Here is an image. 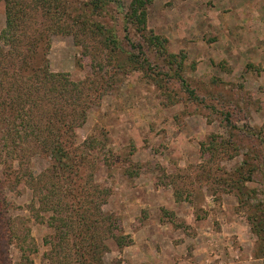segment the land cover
Here are the masks:
<instances>
[{
  "label": "rangeland",
  "instance_id": "obj_1",
  "mask_svg": "<svg viewBox=\"0 0 264 264\" xmlns=\"http://www.w3.org/2000/svg\"><path fill=\"white\" fill-rule=\"evenodd\" d=\"M131 2L108 0L96 25L51 36L39 68L54 77L34 87L46 111L87 99L70 149L77 166L67 177L50 158L20 166L3 152L0 264H80L81 238L59 221L74 208L99 221L90 241L103 264H264V0H151L144 30L127 21ZM5 13L0 1V34ZM107 31L121 55L109 54ZM139 46L150 64L135 68ZM40 81L57 91L70 83L81 98ZM40 191H53L52 205ZM97 200L102 216L87 204ZM60 201L70 205L63 214Z\"/></svg>",
  "mask_w": 264,
  "mask_h": 264
},
{
  "label": "trees",
  "instance_id": "obj_2",
  "mask_svg": "<svg viewBox=\"0 0 264 264\" xmlns=\"http://www.w3.org/2000/svg\"><path fill=\"white\" fill-rule=\"evenodd\" d=\"M0 1L5 4L6 12V28L0 34V158L5 151L6 161L12 163L16 160L20 166L22 163L29 162L33 155L50 158L59 165L60 174L62 176L65 174L68 177L73 173L72 168L77 166L73 161L75 155L71 154L70 149L75 144V130L79 125V120L85 117L84 101L87 99H82L77 104L72 101V105L77 109L66 111L64 110L66 108L58 109L56 106L51 111H46L43 106L39 105L43 96L37 91L40 87H34V81L38 82L40 77L42 79L54 77L45 72V67L41 71L39 68L49 48L51 36L67 31L72 24H80L84 27L96 25L93 22L94 15L105 10L108 0H88L78 9L71 7L67 0ZM150 1L132 0L129 12L126 14L129 19H127L128 23L136 21L137 27L144 30L146 5ZM38 17L41 18L37 19ZM37 21H39L38 26H36ZM31 24L35 25L32 30L30 29ZM101 33H106L103 40L110 51L109 54L112 53V57L121 55L123 52L118 47L120 42L115 35L111 31ZM151 43L153 47L158 48L153 41ZM159 46L162 47L160 48L161 53L164 51V47ZM119 49L120 51H118ZM139 51L143 55L142 59H137L134 55L130 57V62L135 64V68L140 63L142 67L150 64L151 52L147 54L143 51V47ZM9 68L11 69L10 73L7 71ZM4 76H9L8 80H5ZM180 80L184 82V80ZM40 84L46 88L47 92H53L61 98L69 97L70 94L76 95V92L80 97L81 91L78 88L70 90L67 87L70 86V83H65L64 89L59 91L54 87H47L46 83L44 85L42 81ZM82 160H84V156H82ZM44 173L38 178V181L45 177ZM52 192L47 191L48 194ZM47 193L40 191L39 196L44 204L52 205L48 200ZM81 199L76 204L80 203V210H84L86 200H83V196ZM100 202L97 200L96 203L93 201L87 203L93 206L97 216L103 215ZM56 207L60 208L57 212L63 214L62 212H66L64 210L69 209L70 205L60 201ZM74 209L76 217L70 221V217H60L59 221H62V226L73 231L75 238H81L78 244H74L80 264H103L100 246L90 241L95 239L100 231L99 221H91L85 210L78 213V209ZM67 213L69 212L67 211ZM111 219L109 216L103 217L102 222H106L105 220L109 222ZM106 228L114 244L122 247V241L125 238L118 234L119 230L116 224L112 221Z\"/></svg>",
  "mask_w": 264,
  "mask_h": 264
},
{
  "label": "crops",
  "instance_id": "obj_3",
  "mask_svg": "<svg viewBox=\"0 0 264 264\" xmlns=\"http://www.w3.org/2000/svg\"><path fill=\"white\" fill-rule=\"evenodd\" d=\"M154 244H155V243H154ZM129 249H131V248L129 247ZM163 250H164V249H163ZM163 250H161V251H163ZM170 252H172V251H169V250H168V252H167V251L165 250V251L162 252V253H163L162 255H165V256L167 255V256H170V257H171V253H170ZM136 253H140V254L143 256V251H142V250H141V251L138 250ZM162 255H161V256H162ZM137 261L140 262V260H137Z\"/></svg>",
  "mask_w": 264,
  "mask_h": 264
}]
</instances>
